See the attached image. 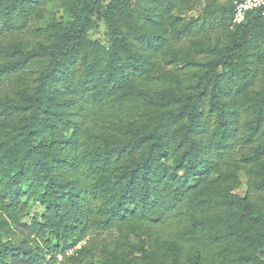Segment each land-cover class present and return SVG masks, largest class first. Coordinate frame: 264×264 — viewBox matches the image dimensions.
<instances>
[{
	"label": "trees",
	"instance_id": "trees-1",
	"mask_svg": "<svg viewBox=\"0 0 264 264\" xmlns=\"http://www.w3.org/2000/svg\"><path fill=\"white\" fill-rule=\"evenodd\" d=\"M233 18L0 0V264H264V15Z\"/></svg>",
	"mask_w": 264,
	"mask_h": 264
},
{
	"label": "rangeland",
	"instance_id": "rangeland-1",
	"mask_svg": "<svg viewBox=\"0 0 264 264\" xmlns=\"http://www.w3.org/2000/svg\"><path fill=\"white\" fill-rule=\"evenodd\" d=\"M202 8H203V3L201 1L193 2V10L186 12L185 18L188 19L192 16H197V17L200 16ZM46 9L48 10L49 14H51V13H55L58 10H60V7L58 5V2L54 1V2L48 3L46 5ZM90 36L92 39L99 40L105 44H108L110 42V34H109L108 28L104 21H99L98 26L90 32ZM241 178L243 180H246V177L244 174H241Z\"/></svg>",
	"mask_w": 264,
	"mask_h": 264
},
{
	"label": "built area",
	"instance_id": "built-area-1",
	"mask_svg": "<svg viewBox=\"0 0 264 264\" xmlns=\"http://www.w3.org/2000/svg\"><path fill=\"white\" fill-rule=\"evenodd\" d=\"M229 1L233 6L234 24H241L245 21L246 15L249 11L259 10L264 15V0H221ZM83 242H80L74 248L69 250V254H72L74 251L81 249Z\"/></svg>",
	"mask_w": 264,
	"mask_h": 264
}]
</instances>
